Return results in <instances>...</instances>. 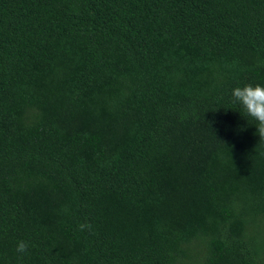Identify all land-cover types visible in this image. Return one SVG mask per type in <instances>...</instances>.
I'll return each mask as SVG.
<instances>
[{
  "label": "trees",
  "instance_id": "1",
  "mask_svg": "<svg viewBox=\"0 0 264 264\" xmlns=\"http://www.w3.org/2000/svg\"><path fill=\"white\" fill-rule=\"evenodd\" d=\"M246 84L264 0H0V264H264Z\"/></svg>",
  "mask_w": 264,
  "mask_h": 264
},
{
  "label": "clouds",
  "instance_id": "2",
  "mask_svg": "<svg viewBox=\"0 0 264 264\" xmlns=\"http://www.w3.org/2000/svg\"><path fill=\"white\" fill-rule=\"evenodd\" d=\"M233 103L239 104L246 114L256 121L257 135L264 139V85L246 84L243 87H235L231 93ZM92 225L82 223L81 231L91 230ZM29 244L20 240L16 246V252L23 255L28 252Z\"/></svg>",
  "mask_w": 264,
  "mask_h": 264
}]
</instances>
